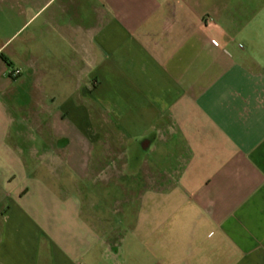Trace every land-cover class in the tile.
Returning a JSON list of instances; mask_svg holds the SVG:
<instances>
[{
	"label": "crops",
	"instance_id": "1",
	"mask_svg": "<svg viewBox=\"0 0 264 264\" xmlns=\"http://www.w3.org/2000/svg\"><path fill=\"white\" fill-rule=\"evenodd\" d=\"M0 264H264V0H0Z\"/></svg>",
	"mask_w": 264,
	"mask_h": 264
},
{
	"label": "built area",
	"instance_id": "2",
	"mask_svg": "<svg viewBox=\"0 0 264 264\" xmlns=\"http://www.w3.org/2000/svg\"><path fill=\"white\" fill-rule=\"evenodd\" d=\"M21 74V70L20 69H13L12 71H11V75L12 76H19Z\"/></svg>",
	"mask_w": 264,
	"mask_h": 264
}]
</instances>
